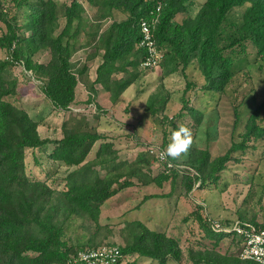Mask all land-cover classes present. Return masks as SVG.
Wrapping results in <instances>:
<instances>
[{
  "label": "trees",
  "instance_id": "trees-1",
  "mask_svg": "<svg viewBox=\"0 0 264 264\" xmlns=\"http://www.w3.org/2000/svg\"><path fill=\"white\" fill-rule=\"evenodd\" d=\"M5 1L7 7L3 8ZM189 3L191 0H88L89 6L96 9L94 17H89L83 5L76 1L0 0V20L4 24L0 49L11 50V59L0 58V264H85L73 261V257L85 248L102 246L95 244L97 235L106 228L99 221L101 206L120 190L132 186V179L143 185L158 186L167 179L163 171L151 174L149 167L153 161L143 153L131 160L121 159L112 141L93 124H75L64 119L60 138H42L37 130L39 120L5 98L14 94L16 80L8 73L12 59L22 62L24 69L42 81L41 90L55 107L65 109L74 101L78 76L87 73L90 80L89 67L74 71L71 57L97 40L103 51L96 53L95 48L91 55L99 56L100 60L87 90L96 93L95 84H99L97 92L108 93L109 102L114 104L135 81L136 73L128 68L139 66L145 56L144 48L139 46V23L157 15L153 35L157 49L162 51L161 77L184 69L195 59L205 79V89L223 93L236 72L239 53L246 51V41L264 61V0H205L193 16L187 12ZM240 6L245 8L237 40L219 45L218 34L228 11ZM21 12L24 21L19 23L17 16ZM113 12L127 16L113 21L100 34L98 22ZM61 18L64 23L60 27ZM41 49L49 53L45 62L33 58ZM116 73L126 75L115 78ZM162 86L146 99L145 110L150 115L165 108L168 94ZM233 113L234 127L238 120L236 106ZM255 116L256 113L249 116L241 141L231 138L228 149L213 160L207 149L198 151L195 164L203 175L201 183L215 180L232 153L243 149L250 137L264 136ZM47 144L52 145L48 153L51 160L77 167L66 175L62 189L52 188L24 173L25 150L44 149ZM189 184L190 179L186 189ZM198 222L202 236L198 238L197 248L187 247L184 260L178 238L150 229L139 219L126 220L119 229L120 245H112L119 250L113 264L132 254L157 264H170V260L176 264L242 263L241 236L214 231L210 222L207 224L200 218ZM258 228H264V217ZM228 235L238 248L234 255L219 254L202 246L203 240L209 239L215 249Z\"/></svg>",
  "mask_w": 264,
  "mask_h": 264
},
{
  "label": "rangeland",
  "instance_id": "rangeland-1",
  "mask_svg": "<svg viewBox=\"0 0 264 264\" xmlns=\"http://www.w3.org/2000/svg\"><path fill=\"white\" fill-rule=\"evenodd\" d=\"M57 1L66 3L68 0ZM204 1L191 0L187 12L195 15ZM2 7H7L6 1ZM83 7L89 17H94L95 8L89 6L88 2ZM244 8L234 7L228 11L218 34L219 45L237 40ZM126 16V13L113 12L112 16L100 20L99 33L113 21H120ZM181 17L182 14L177 19ZM17 20L19 23L24 21L22 12ZM63 23L64 19L61 18L60 27ZM2 30L4 24L0 20V33ZM245 43L246 51L239 53L235 62L236 72L223 93L205 89V79L195 59L190 60L184 69L162 78L160 58L159 64L151 69L140 65L129 67L130 71L136 73L135 81L114 104L109 102L108 93L97 92L99 84H95L96 93L89 92L87 73L79 75L74 101L65 109L55 107L42 92V81L35 78L30 70L24 69L22 62L12 59L8 73L10 78L16 80L14 94L5 98L26 110L31 118L39 120L37 130L42 138H60L64 119L75 124H93L112 141L121 159L131 160L143 153L153 161L149 167L152 175L162 171L167 175L161 186L143 185L132 179V186L120 190L105 202L101 206L99 221L106 228L97 235L96 246H119L122 222L139 219L150 229L178 238L185 260L187 247L197 248L198 238L202 236L199 218L207 224L218 222L230 226L238 220L261 226L264 217V136L246 140L244 148L232 153L215 180L207 179L201 183L203 175L195 164L198 151L207 149L210 160H213L228 149L231 138L236 142L241 141L252 113H256V123L264 129V61L257 56L256 48L249 41ZM95 48L98 50L95 51ZM93 51H103L97 40L73 54L74 71H79L83 66H96L100 57H92ZM10 52L9 49H0V58L11 59ZM159 52L162 55V51ZM33 58L45 62L49 59V53L41 49ZM125 75L116 73L114 77ZM161 85L168 94V100L163 111L150 115L145 110L146 99ZM233 106L238 112L234 127ZM182 125L192 131V145L187 154L175 160L169 158L168 161H161L158 155L169 143L171 131ZM96 147L97 144L94 149ZM51 149V144L44 149H26L24 173L31 179L45 181L52 188L62 189L66 184V175L77 167L51 160L48 157ZM185 177L190 179L189 189H186L188 179ZM231 238V235L225 236L215 249L209 239H204L202 246L213 248L219 254L234 255L238 248ZM119 264L157 262L132 254L122 256ZM170 264L176 262L170 260Z\"/></svg>",
  "mask_w": 264,
  "mask_h": 264
},
{
  "label": "built area",
  "instance_id": "built-area-1",
  "mask_svg": "<svg viewBox=\"0 0 264 264\" xmlns=\"http://www.w3.org/2000/svg\"><path fill=\"white\" fill-rule=\"evenodd\" d=\"M68 1H76L82 5L88 2V0ZM157 20V15H153L150 18L142 19L139 23L141 33L139 46L145 50V56L140 66L145 69L156 67L161 58L153 35ZM211 227L214 231L235 233L242 237L239 252L241 264H264V228H258L249 222H240L238 220L234 221L230 226L222 225L218 222H211ZM118 256L119 250L116 246L102 245L98 248H85L78 251L76 256L73 257V261H79L85 264H113Z\"/></svg>",
  "mask_w": 264,
  "mask_h": 264
},
{
  "label": "clouds",
  "instance_id": "clouds-1",
  "mask_svg": "<svg viewBox=\"0 0 264 264\" xmlns=\"http://www.w3.org/2000/svg\"><path fill=\"white\" fill-rule=\"evenodd\" d=\"M192 145V131L186 126H180L171 131L170 141L159 153L161 161L175 160L186 155Z\"/></svg>",
  "mask_w": 264,
  "mask_h": 264
},
{
  "label": "crops",
  "instance_id": "crops-1",
  "mask_svg": "<svg viewBox=\"0 0 264 264\" xmlns=\"http://www.w3.org/2000/svg\"><path fill=\"white\" fill-rule=\"evenodd\" d=\"M88 74H89L90 80H93L95 78V67H93V66L92 67H89Z\"/></svg>",
  "mask_w": 264,
  "mask_h": 264
}]
</instances>
